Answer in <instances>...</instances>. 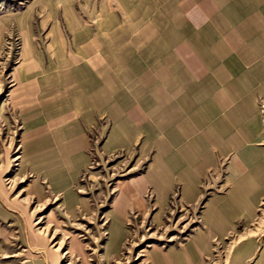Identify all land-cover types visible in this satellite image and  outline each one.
<instances>
[{
    "label": "rangeland",
    "instance_id": "rangeland-1",
    "mask_svg": "<svg viewBox=\"0 0 264 264\" xmlns=\"http://www.w3.org/2000/svg\"><path fill=\"white\" fill-rule=\"evenodd\" d=\"M244 145L264 0H0V264H264Z\"/></svg>",
    "mask_w": 264,
    "mask_h": 264
},
{
    "label": "crops",
    "instance_id": "crops-1",
    "mask_svg": "<svg viewBox=\"0 0 264 264\" xmlns=\"http://www.w3.org/2000/svg\"><path fill=\"white\" fill-rule=\"evenodd\" d=\"M229 51L230 50L226 49V53L223 51L221 56H214V58H227V56L230 54ZM174 55L177 59L178 57L181 59L193 57L192 55L190 56L185 54L181 48L180 50H176ZM204 56L206 57V55ZM197 57L201 58L200 54ZM188 65L189 64L186 61L185 67H188ZM220 101H217V104L215 105L218 107H224L225 103H221ZM214 103H216V99ZM220 121H222L224 124L230 122L231 119L229 113L228 116L224 114ZM237 154L238 161L242 164V168H239L238 171V176L240 177L238 185L244 188V192L248 197L250 196L252 198L250 202L258 201L260 197L264 196V151L260 147L244 145L237 150Z\"/></svg>",
    "mask_w": 264,
    "mask_h": 264
}]
</instances>
